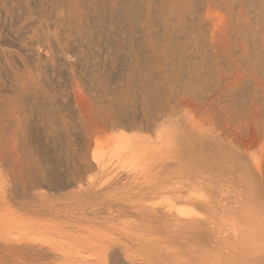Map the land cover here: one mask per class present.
Instances as JSON below:
<instances>
[{
	"label": "rangeland",
	"instance_id": "374dc122",
	"mask_svg": "<svg viewBox=\"0 0 264 264\" xmlns=\"http://www.w3.org/2000/svg\"><path fill=\"white\" fill-rule=\"evenodd\" d=\"M191 194L238 238L189 256L132 212ZM211 253L264 264V0H0V264Z\"/></svg>",
	"mask_w": 264,
	"mask_h": 264
},
{
	"label": "bare ground",
	"instance_id": "6f19581e",
	"mask_svg": "<svg viewBox=\"0 0 264 264\" xmlns=\"http://www.w3.org/2000/svg\"><path fill=\"white\" fill-rule=\"evenodd\" d=\"M198 173H201V172H198ZM6 177H8V176H6ZM197 177H199V176H197ZM204 179H207V178L205 177ZM26 185L31 186L29 184V181ZM9 193L12 196V194H13L12 188L10 189ZM191 195L192 196H190V197L189 196H183V197L178 196L179 201L184 200V201L189 202L192 205V208H190L188 210L173 211L174 209H172L171 207L163 209V208H158V207H154L151 205L145 207L142 205L139 206L138 204H133V205H137L139 207L136 206L137 208H135L133 206L134 209H133V211L132 210L131 211L134 213L145 215L144 212L150 210L151 214L147 215V216H149L153 220L154 223L158 224L153 229L154 232H156V233L159 232V233L165 234L167 237L170 238V240L172 242H176V243L182 245L184 248L189 249V256H192L196 253H199V254L204 253L206 251V250H204L206 245L203 243L205 242V237L207 236L206 234H207L208 230L213 235V239L215 242H218L220 240L219 234L223 231L226 232V236H229V235L233 236L234 240H236L238 238L239 229H237L238 227L234 224H231L232 227L229 228L227 231V230H224L223 228H221L219 226V224H217L215 221H213L211 227L204 231L205 223H204L202 217L195 210L196 208H200L202 206V204L204 203V200L200 195H195V196L193 194H191ZM141 203H139V204H141ZM144 205H146V204H144ZM118 206H121V208L117 211V214L123 213L125 210H126V213L130 212V210H128L127 205H124V206L118 205ZM204 233H206V234H204ZM118 245L121 248H126V250H127V247L124 246L123 244L118 243ZM144 250L146 251V249H144ZM145 251H144V253H145ZM147 252H148V255L150 257L158 254L154 250L152 251V249H150ZM172 254H176V253L172 252ZM202 256L203 255L199 256L198 258H200ZM211 256H212V253L211 254H205L202 257L203 264H218L216 259H211Z\"/></svg>",
	"mask_w": 264,
	"mask_h": 264
}]
</instances>
